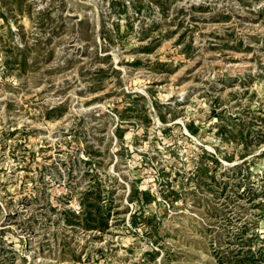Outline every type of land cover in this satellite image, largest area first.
Listing matches in <instances>:
<instances>
[{
    "label": "rangeland",
    "instance_id": "374dc122",
    "mask_svg": "<svg viewBox=\"0 0 264 264\" xmlns=\"http://www.w3.org/2000/svg\"><path fill=\"white\" fill-rule=\"evenodd\" d=\"M0 264H264V0H0Z\"/></svg>",
    "mask_w": 264,
    "mask_h": 264
},
{
    "label": "trees",
    "instance_id": "16d2710c",
    "mask_svg": "<svg viewBox=\"0 0 264 264\" xmlns=\"http://www.w3.org/2000/svg\"><path fill=\"white\" fill-rule=\"evenodd\" d=\"M214 160H216V159H214ZM93 208H95V209L87 207V209L85 211V214H86L85 215V220H95L96 219L95 215H97L98 216L97 220L99 221L100 227L101 228L107 227L106 226L107 225V221H106L105 213L102 210H100V207L98 205L94 204ZM86 224H89L88 226H94L91 223H88V221H87Z\"/></svg>",
    "mask_w": 264,
    "mask_h": 264
}]
</instances>
